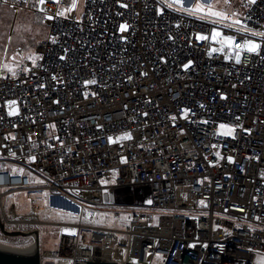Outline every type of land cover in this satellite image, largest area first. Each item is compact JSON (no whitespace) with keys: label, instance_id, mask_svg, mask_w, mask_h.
<instances>
[{"label":"built area","instance_id":"1","mask_svg":"<svg viewBox=\"0 0 264 264\" xmlns=\"http://www.w3.org/2000/svg\"><path fill=\"white\" fill-rule=\"evenodd\" d=\"M77 1L40 2L35 63L0 69V224L27 223L8 194L45 192L79 221L41 264H262L264 0H239L229 46L160 0ZM111 205L123 230L82 224Z\"/></svg>","mask_w":264,"mask_h":264},{"label":"rangeland","instance_id":"2","mask_svg":"<svg viewBox=\"0 0 264 264\" xmlns=\"http://www.w3.org/2000/svg\"><path fill=\"white\" fill-rule=\"evenodd\" d=\"M175 10L185 12L187 8H194L196 4L202 6V10L189 14L194 17L205 19L213 25L211 40L227 46L230 42L223 35L222 29L233 27L234 20H239L242 11L239 0H229L226 5L224 0H160ZM40 0H0V69L15 70L18 64L26 58H31L35 63L34 49L46 31L44 17L39 10ZM85 0H78L76 13L80 17L84 11ZM212 4L213 11H222L224 19L206 14L207 5ZM235 13V15H232ZM216 33H219L217 35ZM258 45V43H255ZM258 49V48H257ZM256 49V50H257ZM255 50V51H256ZM254 52V51H252ZM124 136H119L122 139ZM4 213L8 217L24 220V225H15L24 231H38L40 252L55 250L57 239L65 225L79 221V210L70 201L63 200L58 196H50L45 192H16L8 194L3 199ZM111 208V209H110ZM95 221L89 223L82 220V224H92L95 228H116L123 230L129 213V208L122 209L119 206L95 207ZM115 212H120L121 217L116 219ZM37 224H36V223ZM33 225V226H32ZM91 228L90 226H87ZM23 228V229H22ZM26 229V230H25ZM83 242H94L90 231L83 229ZM0 240L12 245L27 247L32 242L28 237H7L0 234ZM7 241V242H6ZM48 264V262L42 263ZM53 264H56L55 262Z\"/></svg>","mask_w":264,"mask_h":264},{"label":"water","instance_id":"3","mask_svg":"<svg viewBox=\"0 0 264 264\" xmlns=\"http://www.w3.org/2000/svg\"><path fill=\"white\" fill-rule=\"evenodd\" d=\"M0 233L7 237H28L33 236L35 249L31 254H21L0 249V264H41V252L39 250L38 231H6L4 226L0 224ZM86 264H115L110 261H99L93 259L86 261Z\"/></svg>","mask_w":264,"mask_h":264},{"label":"snow or ice","instance_id":"4","mask_svg":"<svg viewBox=\"0 0 264 264\" xmlns=\"http://www.w3.org/2000/svg\"><path fill=\"white\" fill-rule=\"evenodd\" d=\"M41 3L44 2V0H40ZM250 2H253V0H250ZM224 3L227 5L229 3V0H224ZM213 8V5L212 4H208L207 5V13L208 15H211V16H214V17H217V18H220V19H224L226 18L225 17V14L222 12V11H213L212 10ZM202 10V6L200 4H196L194 8H187L186 11H188L189 14H194L195 12L197 11H200ZM232 15H235V13H233ZM234 24H239V20H234L233 21ZM123 27V26H122ZM217 35H219V33H216ZM253 35H257V33H253ZM229 42H231V38H228ZM243 47L249 51V52H252V51H255L259 45L251 42V41H246L245 44L243 45ZM239 55V54H237ZM223 127V126H221ZM123 139H127V138H130L128 136H125V137H122ZM262 264H264V262H262Z\"/></svg>","mask_w":264,"mask_h":264},{"label":"bare ground","instance_id":"5","mask_svg":"<svg viewBox=\"0 0 264 264\" xmlns=\"http://www.w3.org/2000/svg\"><path fill=\"white\" fill-rule=\"evenodd\" d=\"M111 209V208H110ZM36 223V222H35ZM37 224V223H36ZM33 226V225H32ZM23 229V228H22ZM26 230V229H25ZM33 239V236H31ZM7 242V241H6ZM0 249L1 250H7V251H12L16 253H21V254H31L34 252L35 245H34V239L30 243L29 246L27 247H22L20 245H12L9 243H5L4 241L0 240Z\"/></svg>","mask_w":264,"mask_h":264}]
</instances>
